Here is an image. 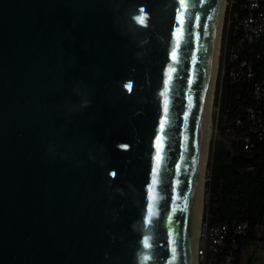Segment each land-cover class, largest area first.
Returning <instances> with one entry per match:
<instances>
[{
	"label": "water",
	"instance_id": "1",
	"mask_svg": "<svg viewBox=\"0 0 264 264\" xmlns=\"http://www.w3.org/2000/svg\"><path fill=\"white\" fill-rule=\"evenodd\" d=\"M219 2L0 0V264H192Z\"/></svg>",
	"mask_w": 264,
	"mask_h": 264
},
{
	"label": "trees",
	"instance_id": "2",
	"mask_svg": "<svg viewBox=\"0 0 264 264\" xmlns=\"http://www.w3.org/2000/svg\"><path fill=\"white\" fill-rule=\"evenodd\" d=\"M220 68L201 264H254L264 253V0H228Z\"/></svg>",
	"mask_w": 264,
	"mask_h": 264
},
{
	"label": "bare ground",
	"instance_id": "3",
	"mask_svg": "<svg viewBox=\"0 0 264 264\" xmlns=\"http://www.w3.org/2000/svg\"><path fill=\"white\" fill-rule=\"evenodd\" d=\"M225 5L226 0H220L219 2V12L218 19L216 21L215 28V36L214 43L212 47L211 60L213 62V69L211 73L210 83H209V91L207 95V103H206V130L205 135L203 137V142L199 155V163H200V173L197 184V196H196V206L194 209L193 221H192V264H199L198 258L196 256L195 247L198 242V237L200 233V224L202 219L203 212V193H204V181H205V173L207 169L208 156L210 153V138L213 128V110H214V97H215V88H216V78H217V70L219 66V44L221 41V26L223 25V18L225 13ZM211 156V155H210Z\"/></svg>",
	"mask_w": 264,
	"mask_h": 264
},
{
	"label": "rangeland",
	"instance_id": "4",
	"mask_svg": "<svg viewBox=\"0 0 264 264\" xmlns=\"http://www.w3.org/2000/svg\"><path fill=\"white\" fill-rule=\"evenodd\" d=\"M227 7H228V0H226V5H225V13H224V18H223V25H222V35H221V43H220V51H219V66H218V75H217V79H216V87H217V82H218V78L220 75V62H221V57H222V44H223V33H224V29H225V18H226V13H227ZM215 95H216V88H215ZM215 98V97H214ZM214 105V104H213ZM218 116V110L215 108L214 106V110H213V128H212V133H211V138L217 134L218 130L215 127V123H214V119L215 117ZM211 138H210V143H211ZM210 154V153H209ZM206 175H207V169H206V173H205V179H206ZM205 199H206V195H205V186H204V193H203V214H204V203H205ZM203 215H202V219H201V224H200V233H199V237H198V242L197 245L195 247V251H196V256L198 258V262L199 264H201V258L200 255L198 254V247L200 246L201 240L203 238ZM244 258H246V256H244ZM254 264H264V253H261L258 258L254 261Z\"/></svg>",
	"mask_w": 264,
	"mask_h": 264
},
{
	"label": "snow or ice",
	"instance_id": "5",
	"mask_svg": "<svg viewBox=\"0 0 264 264\" xmlns=\"http://www.w3.org/2000/svg\"><path fill=\"white\" fill-rule=\"evenodd\" d=\"M138 20H139V22L141 24L144 23V17L143 16L138 17ZM181 21H182V18H181ZM172 55H173V59H175V55H176L175 52H173ZM169 76H171V72L169 73ZM128 88H129V90L131 89V84L128 85ZM166 107H167V101H165V108ZM161 127H163V125H161ZM157 147L158 148L160 147V142L159 141L157 142ZM156 162H157V168H158L159 167V162H160V156L159 155H157V157H156ZM153 183H155V180H153Z\"/></svg>",
	"mask_w": 264,
	"mask_h": 264
},
{
	"label": "built area",
	"instance_id": "6",
	"mask_svg": "<svg viewBox=\"0 0 264 264\" xmlns=\"http://www.w3.org/2000/svg\"><path fill=\"white\" fill-rule=\"evenodd\" d=\"M203 231H204V234H203V237H204L205 234H206V230H205L204 226H203ZM200 246H201V243H200ZM198 249H199L198 250V254L200 255V258L202 259V246L201 247H198Z\"/></svg>",
	"mask_w": 264,
	"mask_h": 264
}]
</instances>
